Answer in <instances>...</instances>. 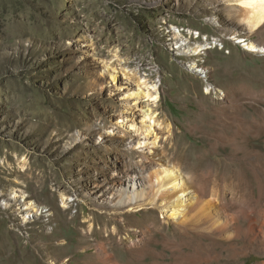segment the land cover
Listing matches in <instances>:
<instances>
[{"label":"rangeland","instance_id":"obj_1","mask_svg":"<svg viewBox=\"0 0 264 264\" xmlns=\"http://www.w3.org/2000/svg\"><path fill=\"white\" fill-rule=\"evenodd\" d=\"M236 10L227 0H0V264H95L101 251L102 264H127L132 250L159 242L137 230L163 221L159 212L141 210L126 223L111 212L127 179L159 168L143 166L149 156L132 132L150 104L160 136L173 126L162 141L169 160L205 199L217 196L231 213L260 199L251 166L237 161L245 153H232L264 152V52L237 43L264 45V28L251 34ZM196 46L202 53L191 52ZM139 78L158 84V105L130 96ZM62 194L74 200L67 215ZM253 207L264 214V199ZM101 213L96 227L111 224L92 236ZM165 228L177 235L173 224ZM259 250L242 262H264Z\"/></svg>","mask_w":264,"mask_h":264},{"label":"bare ground","instance_id":"obj_2","mask_svg":"<svg viewBox=\"0 0 264 264\" xmlns=\"http://www.w3.org/2000/svg\"><path fill=\"white\" fill-rule=\"evenodd\" d=\"M227 1L229 6H234L237 9L236 20L247 26L251 34H259L264 28V0ZM180 34L176 30L175 38L179 39ZM237 43H244L243 47L249 51L264 52V45L259 43L246 42L243 39ZM178 44H181V41ZM178 48L182 49V45ZM203 48V46H196L190 49L192 53L200 54ZM190 66L197 67L198 65L194 63ZM202 72L205 73L204 70ZM112 77L113 81L116 82V73H113ZM138 85L141 88L139 92L130 94V96H136L137 99L144 97L158 105L161 100L158 84H150L147 80L139 78ZM210 90L208 87L207 92L210 93ZM222 94L225 95L224 92ZM150 105L144 113L141 124H134L133 130H131L135 132V135L142 137L137 150L147 152L149 156L147 159L149 162L144 161L143 166L151 163L158 164L159 168L142 180L136 176L125 179L129 184L118 189V200L113 205L111 212L115 213V216L112 217L113 220L117 219V215H121L122 223H126L129 218L141 210L147 213L159 212L160 220L163 221L156 222L150 219L139 223L137 230L143 234L142 237H145L147 233L152 237L159 238V242L151 240L146 242L145 246L132 250L131 254L129 253L130 257L127 264H139L145 259H150V264H244L242 259L248 258L250 253L257 248L262 249V251L257 252V256L264 257V214L260 213L257 207H253V202L260 205L264 199V194H260V199L255 198L256 201L254 197L249 198V202L243 200V206L239 207L235 213H231L228 205L215 195L210 199H205L194 185L191 176L169 160L167 151L162 146V141L172 138L173 126L170 123L167 124L165 126L167 136H160L157 127H161L162 123L159 114ZM243 136V131L235 134L237 138ZM224 137L220 136L222 142ZM247 148L234 147L232 156L242 154L241 152L245 153L237 161L251 166L256 181L261 188H264V152L259 153L250 147ZM27 164L28 161L24 160L23 172L27 170ZM19 192L15 193L19 194ZM15 198H21L27 202L26 196L15 195ZM61 199L63 213L67 215L70 210L69 204L74 200L65 194L61 195ZM127 206H131V208L125 212ZM24 207L38 215L43 214L41 206L34 201L27 202ZM102 218H105L103 213L95 215L90 226L92 236H99L104 228H109L111 224L109 221L104 222L105 227H96V222ZM169 224H173L177 228L178 236L169 235L166 232L165 226ZM121 228V226L113 228V235L108 236L109 242L115 243L117 241L116 236ZM257 231L260 232V235H257ZM259 243L260 245H258ZM116 245L120 246L117 243ZM153 245H161L163 250L152 248ZM105 254L107 253L102 251L98 253L97 259L99 261L95 264H102ZM112 259H114L113 255L106 256V260ZM259 264H264V262Z\"/></svg>","mask_w":264,"mask_h":264}]
</instances>
